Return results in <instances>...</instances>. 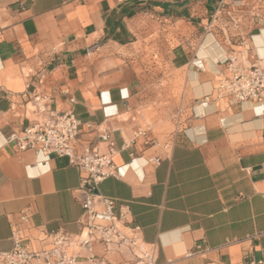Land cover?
Returning <instances> with one entry per match:
<instances>
[{
    "label": "crops",
    "instance_id": "obj_1",
    "mask_svg": "<svg viewBox=\"0 0 264 264\" xmlns=\"http://www.w3.org/2000/svg\"><path fill=\"white\" fill-rule=\"evenodd\" d=\"M232 54L246 65L264 58V0H0V250L13 248L16 224L33 250L48 246L47 233L81 231L79 168L7 144L25 104L45 92L80 120L79 145L107 152L111 134L125 174L98 192L116 199L118 214L128 206L126 224L157 244L158 264L260 258L264 103L228 108L212 96ZM162 74L183 79L164 105ZM148 126L149 144L134 136ZM68 253L74 264L134 262L118 244Z\"/></svg>",
    "mask_w": 264,
    "mask_h": 264
},
{
    "label": "built area",
    "instance_id": "obj_2",
    "mask_svg": "<svg viewBox=\"0 0 264 264\" xmlns=\"http://www.w3.org/2000/svg\"><path fill=\"white\" fill-rule=\"evenodd\" d=\"M223 64L228 73L219 74L212 94L214 99L228 108L245 101L264 103V58H260L258 63L246 65L239 61L236 54H232ZM23 118L25 122L8 134L7 144L16 152L33 151L42 162L49 160L52 154L67 156L70 163L83 173L80 187L83 207L81 231L78 234L65 230L47 233L48 246L33 250L27 245L29 237L16 224L11 237L14 246L8 251L0 250V264H74L68 249L76 245L92 252L94 242L126 247L134 258L132 264H158L157 244L146 242L139 226L126 224L128 206L118 214L116 199L98 192L103 180L125 174L122 167L114 162L117 147L111 134L105 132L102 135L103 141L108 144L107 152H100L90 144L79 145L80 120L72 109L54 108L52 97L45 92H38L25 104ZM149 130L150 126L138 128L134 136L146 138L149 144L153 141L148 138ZM130 142L134 140H125V144ZM159 161L160 158L153 159V162ZM31 217V210L21 211L22 222L30 221ZM245 259V264H264V250L258 259Z\"/></svg>",
    "mask_w": 264,
    "mask_h": 264
},
{
    "label": "rangeland",
    "instance_id": "obj_3",
    "mask_svg": "<svg viewBox=\"0 0 264 264\" xmlns=\"http://www.w3.org/2000/svg\"><path fill=\"white\" fill-rule=\"evenodd\" d=\"M164 71V70H163ZM162 71V72H163ZM161 80V92H160V97L162 99L161 105L165 104V101L168 100V95H169V88L170 85L172 84L173 86H176L177 88H182L183 87V79L181 76L177 75L175 78H170L169 75H160L159 76ZM173 127L171 124H165L163 123L162 126H160L157 131L162 132L165 135V140H168L170 132L172 131Z\"/></svg>",
    "mask_w": 264,
    "mask_h": 264
}]
</instances>
